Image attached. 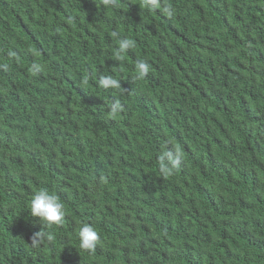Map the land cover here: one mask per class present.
<instances>
[{
  "label": "trees",
  "instance_id": "16d2710c",
  "mask_svg": "<svg viewBox=\"0 0 264 264\" xmlns=\"http://www.w3.org/2000/svg\"><path fill=\"white\" fill-rule=\"evenodd\" d=\"M160 3L0 0V264H264V0Z\"/></svg>",
  "mask_w": 264,
  "mask_h": 264
},
{
  "label": "clouds",
  "instance_id": "9594fccd",
  "mask_svg": "<svg viewBox=\"0 0 264 264\" xmlns=\"http://www.w3.org/2000/svg\"><path fill=\"white\" fill-rule=\"evenodd\" d=\"M111 0H103V3L107 6L109 5ZM143 6L149 10L161 9L162 5L160 0H142ZM167 15L171 16L172 10L169 7H163L162 9ZM129 47L134 48L135 42L131 39H127L124 41H119V49L117 51V56H120L122 53H125V50ZM138 78L145 77L150 71V65L146 62H140L136 65ZM100 85L104 88L111 87L113 89L120 88V83L117 79L112 76L102 77L99 81ZM120 106L119 101L113 108H118ZM222 143L224 145H229L231 147H236L237 145L231 140L222 139ZM171 151V150H169ZM167 155V153H166ZM177 158L172 161L171 167L164 164L161 161L160 168L161 170L167 174L171 170L179 167L181 163V156L179 152L176 154ZM31 213L34 216H37L41 219L43 223H47L48 225H60L63 223V218L65 215L64 205L60 202L58 197L54 194H50L46 190H40L36 194H34L31 200ZM79 241L80 247L85 250H95L100 236L99 233L95 230L91 225L85 224L79 231Z\"/></svg>",
  "mask_w": 264,
  "mask_h": 264
},
{
  "label": "bare ground",
  "instance_id": "6f19581e",
  "mask_svg": "<svg viewBox=\"0 0 264 264\" xmlns=\"http://www.w3.org/2000/svg\"><path fill=\"white\" fill-rule=\"evenodd\" d=\"M219 5V4H218ZM69 27V26H68Z\"/></svg>",
  "mask_w": 264,
  "mask_h": 264
}]
</instances>
